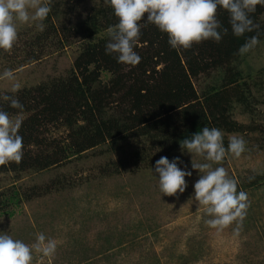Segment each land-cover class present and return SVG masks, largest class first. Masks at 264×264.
Masks as SVG:
<instances>
[{
  "label": "rangeland",
  "instance_id": "374dc122",
  "mask_svg": "<svg viewBox=\"0 0 264 264\" xmlns=\"http://www.w3.org/2000/svg\"><path fill=\"white\" fill-rule=\"evenodd\" d=\"M69 3L71 11L66 17L53 18L56 28L59 24L72 29L79 26L93 6L105 2ZM259 22L264 24V11ZM46 26L40 31L35 22L18 24L13 48L0 49V94H13L17 82L21 87L16 92L48 85L72 69L83 41L78 37L58 46L63 34L56 30L46 36ZM230 67L243 74L246 94H250L251 112L244 113L237 104L230 112L234 122L247 128L243 132L222 131L226 148L232 135L247 141L239 158L229 154L216 164L182 150L168 153L147 138L129 137L79 155L69 154L42 171L3 172L0 194L14 188L22 201L10 202L0 211V232L28 245L35 243L38 233L55 239V253H34L32 264H264V39L254 50L239 55ZM5 70H11L15 80L2 78ZM222 76V70H210L194 78L193 86L201 94L219 85ZM109 79L106 73L100 76L103 84ZM108 112H114L113 105ZM44 128L40 138L46 140L45 145L53 141L54 147L66 146V127L49 124ZM161 157L170 162L179 157L182 163L178 167L192 171V176L185 177L183 193L168 196L160 191L155 165ZM193 158L198 163H212L213 168L225 167L238 181L237 191L248 194L251 206L239 236L233 234L235 222L223 231L205 223L212 217L194 197V184L202 174L192 168Z\"/></svg>",
  "mask_w": 264,
  "mask_h": 264
},
{
  "label": "trees",
  "instance_id": "16d2710c",
  "mask_svg": "<svg viewBox=\"0 0 264 264\" xmlns=\"http://www.w3.org/2000/svg\"><path fill=\"white\" fill-rule=\"evenodd\" d=\"M69 1L52 0V11L43 21L48 29L45 35L60 30L63 39H59L58 46L80 37L83 41L80 52L67 76L48 85L9 94L24 105L22 112L0 100V107L10 116H25L18 132L23 137V158L20 163L0 166V173L42 171L61 163L69 154L79 155L118 139L147 138L171 153L181 150V140L204 127L226 133L243 132L247 128L234 122L230 114L233 104L241 105L244 113L251 112L247 82L230 64L236 61L238 50L248 37L257 32L235 36L227 10H217V19L228 28L227 35L219 43L209 39L194 43L190 49H173L167 33L147 24L141 28L134 48L141 62L130 66L118 63L115 53L105 52L110 40L107 29L119 22L110 5L93 6L86 20L73 29L62 24L55 27L53 18L70 13ZM263 11L264 6L257 5L251 14L260 25V40L264 39V24L259 22ZM146 18L147 13L145 21ZM144 20L140 23L144 24ZM210 70H222L220 84L198 94L192 81ZM102 73L110 75L107 83L100 82ZM112 105L114 112L109 114ZM49 124L68 129L66 146L55 148L53 141L44 144L46 140L40 138V130ZM21 201L20 193L14 188L1 193L0 211L10 202Z\"/></svg>",
  "mask_w": 264,
  "mask_h": 264
},
{
  "label": "clouds",
  "instance_id": "9594fccd",
  "mask_svg": "<svg viewBox=\"0 0 264 264\" xmlns=\"http://www.w3.org/2000/svg\"><path fill=\"white\" fill-rule=\"evenodd\" d=\"M114 9L119 22L107 29L110 37L105 46L106 54H116L118 63L136 66L141 56L134 51L141 35V28L147 24L156 25L161 32L168 34V43L173 49H190L194 43L212 39L219 43L228 28L217 19L218 8L229 13L232 33L241 37L245 33L257 32L248 37L239 48L243 56L254 50L260 43V25L255 23L251 14L256 6H264V0H104ZM52 0H0V49L10 51L18 40V24L35 22L44 31ZM147 13L146 21L144 20ZM144 20L145 23L140 22ZM4 79L15 80L11 70H5ZM21 85L12 87L15 93ZM0 100L21 112L24 105L15 95L0 94ZM22 119L13 118L0 107V166L9 162L20 163L23 158V137L18 134ZM181 150L203 156L212 163H221L227 155L237 158L246 151L247 141L242 136L229 137L227 148L224 133L218 128L204 127L190 138L180 141ZM179 157L170 162L167 157L156 161L155 171L159 174V189L164 195L173 196L183 193L187 188L185 177L192 171L178 167ZM212 163H198L193 158L192 168L202 174L195 182V200L205 208L211 219L205 223L217 231L236 223L233 234L239 236L247 209L251 206L248 194L237 191L238 181L229 176L225 167H212ZM187 167V166H185ZM57 242L43 233H38L35 243L28 245L14 239L7 232H0V264H32L34 253L51 256L55 253Z\"/></svg>",
  "mask_w": 264,
  "mask_h": 264
}]
</instances>
